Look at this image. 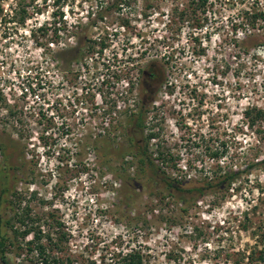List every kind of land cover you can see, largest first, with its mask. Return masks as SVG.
Instances as JSON below:
<instances>
[{"label":"rangeland","instance_id":"374dc122","mask_svg":"<svg viewBox=\"0 0 264 264\" xmlns=\"http://www.w3.org/2000/svg\"><path fill=\"white\" fill-rule=\"evenodd\" d=\"M113 2L0 0V166L13 192L0 204L10 221L0 233L9 264H44L37 246L62 264H124L132 248L146 252L144 264H249L245 253L264 222L260 168L184 214L155 205L148 189L135 190L137 161L122 166L123 151L110 159L104 143L166 151L176 158L167 168L173 176L196 180L216 148L229 149L224 164L242 169L263 158L264 122L251 127L243 113L264 107V44L248 39L264 41V18L256 29L246 23L247 12L264 11V0H209L198 27L194 18L179 20L193 0H126L97 17ZM83 28L106 36L108 46L71 62L63 50ZM152 60L165 66L161 81L143 76ZM142 105L145 128L138 130L127 117ZM150 133L156 137L146 142ZM171 216H182L181 225ZM31 225L42 231L40 243L29 244L34 232L21 234Z\"/></svg>","mask_w":264,"mask_h":264},{"label":"trees","instance_id":"16d2710c","mask_svg":"<svg viewBox=\"0 0 264 264\" xmlns=\"http://www.w3.org/2000/svg\"><path fill=\"white\" fill-rule=\"evenodd\" d=\"M208 1L209 0H193L190 8L188 7L180 9L179 20L186 21L188 18H194V23H196L197 27L201 26V17L200 15H198V13L206 15ZM125 2L126 0H114L111 6H102L97 12V17L103 19L105 15L111 10H120L121 6ZM23 12L25 14L21 15L20 22L22 24H25L28 16L26 15L25 10H23ZM247 14V25H249V27H251L252 29H256L258 20L260 18H264V11H252L247 12ZM127 23L128 22L125 21L123 22L124 25H127ZM94 26L95 24L91 21L88 25V28ZM37 30L43 31L46 30V28L44 26H40ZM33 31L34 30H32V32ZM104 31L107 30L105 29ZM108 33L109 32L107 31V34ZM74 38L76 39V44L74 46H68L63 50L65 52H69V59L71 62H80L85 58L93 59V57L97 53L98 48V52H102L108 46L106 36L95 38L94 36H90L89 34H87L85 29L81 30V32H76ZM248 39L253 42L254 46L264 44L262 38L254 34H250ZM260 42H262L263 44H259ZM158 63L159 62H157L156 60L150 61V63L147 64L146 69L143 71V76L152 80L158 79L159 81H161L162 79H164L166 73L165 66H159ZM243 114L248 121V125L251 127H253L258 122H264V107L249 106L246 108ZM145 115L146 109L144 105H142L137 111H132L129 113L127 117L129 121L128 125H131L138 130H143L145 128ZM154 137H156V134L150 133L146 137V142H149L150 139ZM109 141V144L107 143V141L104 144L108 145V147H105V154L108 155L110 159L111 156H113V152L123 151L124 153L122 152V158L124 160L122 161V166H130L136 163V161L139 164H136L137 168H139L137 179L140 178L141 181L139 183H136V186L134 187L135 190H138L140 188L148 189L155 197V199H157V204L155 203V205H158V203L161 202L164 203L167 207L177 206L184 214L189 212V209L193 205V203H197L198 201L203 200L204 197L208 195L218 196V193L220 192L226 193L230 191L234 184L241 181L244 174L251 173L254 168H260L264 173V157L257 160L253 164L247 165L244 169H242L236 164H224L225 161L223 159L228 154L229 149L216 148L211 150V166L207 169L201 168L200 170L202 171V176H200L197 180L188 179L186 175L173 176L167 168L169 167L172 169V167H175L177 163L176 158L175 156L169 155L166 151L158 149L156 152L152 153L148 149L146 144L143 145L140 142H136L135 148H133L132 151H128L124 148L123 144H115L117 142H114L111 139H109ZM126 158H131V160H127L125 162ZM5 171L6 166H0V179L4 181L0 189V204H4V202H11L9 200V197L13 193L11 191L12 188L8 185L9 174ZM141 177H143V179ZM128 198L129 197H127V199ZM152 206V208L154 209V205ZM245 213L246 215L248 214V212ZM182 216H171V224L173 226L181 225V220H179L178 218ZM14 218H16V220L21 222L23 225H26L24 216H21V214L18 215L17 213H15ZM4 222L7 225H9L8 223H10V221H4L0 214V232H3L2 228L5 224ZM136 222H142L146 225V223H148V220L140 219ZM60 225L62 224L59 223V226ZM194 229L195 232H202L199 226H196ZM14 232L18 234L19 232H21V230H19L18 228H14ZM31 232H34V236L30 240L29 244L40 243L44 236L41 235L42 231H37V228H35L33 225H31L29 228L24 229L21 234L25 237ZM254 232L255 243L249 249H247L245 257L248 259L249 264H264V222L263 224H260L257 229L254 230ZM46 237L48 238V240L53 241V238L50 236V234H47ZM6 241L7 235L0 233V247H2V250L0 251V257L3 264H9L5 253ZM37 247L40 250L38 252V255L40 259H43L44 264H51V262H53L54 264H62L60 258L47 256L44 246ZM30 250H32V248H30ZM167 256L169 260L176 258H173L171 252ZM146 257L147 254L142 248H132L129 252L125 253L123 263L144 264Z\"/></svg>","mask_w":264,"mask_h":264},{"label":"flooded vegetation","instance_id":"af4514ba","mask_svg":"<svg viewBox=\"0 0 264 264\" xmlns=\"http://www.w3.org/2000/svg\"><path fill=\"white\" fill-rule=\"evenodd\" d=\"M150 90H151V89H150ZM150 90H149V91L147 90V92H148V93H153V92H154V91H153V92H151Z\"/></svg>","mask_w":264,"mask_h":264}]
</instances>
